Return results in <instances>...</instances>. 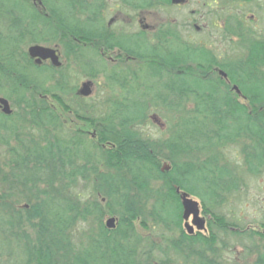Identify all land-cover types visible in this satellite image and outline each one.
Segmentation results:
<instances>
[{
  "label": "trees",
  "instance_id": "trees-1",
  "mask_svg": "<svg viewBox=\"0 0 264 264\" xmlns=\"http://www.w3.org/2000/svg\"><path fill=\"white\" fill-rule=\"evenodd\" d=\"M121 1L134 2L135 10L170 5ZM101 2L0 0V95L11 107L0 111V264H220L216 232L183 229L176 188L200 200L208 225L262 239L254 264H264V222L259 231L245 229L215 213L245 186L244 175L264 171L261 43H251L246 59L222 66L242 102L209 76V54L181 41L174 23L159 24L149 37L143 30L115 35L105 27ZM31 44L56 48L89 77L103 67L101 52L114 47L143 67L108 72L106 84L121 92L97 109L76 92L66 63H36L27 54ZM67 95L78 100L75 107ZM151 111L162 113L164 138L139 129ZM70 112L95 137L72 127ZM231 146L240 162L225 154ZM105 216L114 217L113 228ZM78 223L87 230L75 241ZM149 224L162 229L157 239L138 231Z\"/></svg>",
  "mask_w": 264,
  "mask_h": 264
},
{
  "label": "rangeland",
  "instance_id": "rangeland-1",
  "mask_svg": "<svg viewBox=\"0 0 264 264\" xmlns=\"http://www.w3.org/2000/svg\"><path fill=\"white\" fill-rule=\"evenodd\" d=\"M109 9L105 14V21L111 20L115 26L121 25L128 32H135L138 30H144L151 35V32L155 30L159 24L166 22H174L180 26L184 35H187L192 40L205 44L206 46L217 48L218 51L223 52V54L228 58L225 60H234L240 56V52L237 49L231 47V42L226 44L225 40H216L217 32L215 27V22L220 23L218 16L224 20L223 17H230L232 22L241 20L245 21L248 19L247 14L251 11L256 12L255 18L250 22V25L259 33L261 37H264V11H260L257 8L259 3L258 0H252L251 3H244L237 0H218L217 3H213V0H186L181 6H171V5H157L147 10H131L123 6H115V1L108 0ZM215 10V12H214ZM217 12V15L215 14ZM196 24L199 29H195L193 26ZM114 50L109 54L110 58H114ZM107 56V55H106ZM59 59L63 63H66L69 70L74 72L71 84L76 86V92L78 93L81 83L85 81H90L91 93L88 96H82L83 101L86 105L90 104L92 106L100 109L101 104L114 97V95L105 83L103 76L98 74L97 70L99 66H94L96 71V77H89L84 72H82L74 63L72 58L64 59L59 53ZM109 60V58H107ZM135 59H130L125 62L124 58H121V63L127 66L135 67ZM108 63V61H107ZM67 68V69H68ZM79 94V93H78ZM1 96V95H0ZM66 101L70 102L72 107L77 104V99L73 98L71 95L66 96ZM66 118L70 119L72 127H79L82 130H90L89 124L82 121H78L73 114L66 113ZM141 133L151 138L152 140H157L159 138H164L167 133V125L165 120L162 118V113L157 111H151L149 119L143 125L139 127ZM225 154L232 160L240 162L241 155L237 146L228 147L225 150ZM4 152L0 150V159H3ZM245 177V186H243L240 191L234 194L233 198L216 209V214H222V216L228 220H236L239 226L245 229L251 228L253 230L259 231L261 229L260 222H264V171L260 175ZM90 189L83 191V197H88ZM194 199L200 201L197 197L192 196ZM200 216L205 219V229L201 230L200 233L207 234L209 230H213L217 233V254L216 259L220 264H254L256 258V248L259 249L263 245V240L257 235L247 237L234 236L229 233H224L222 230L218 229L214 221L211 225H208L210 214H205L200 211ZM108 218L105 216V219ZM183 227V224H182ZM138 231L144 237L156 238L160 231V227L149 224L148 229H142L137 227ZM184 229V228H183ZM87 225L85 223H78L75 227V232L72 234V239L77 241L80 236H83V232H86ZM169 234V233H167ZM176 234H173L175 236ZM84 240V239H82ZM172 256V255H171ZM172 257H176L173 255ZM190 259V258H189ZM180 264V263H177ZM183 264V263H182ZM191 264V262L185 263Z\"/></svg>",
  "mask_w": 264,
  "mask_h": 264
},
{
  "label": "flooded vegetation",
  "instance_id": "flooded-vegetation-1",
  "mask_svg": "<svg viewBox=\"0 0 264 264\" xmlns=\"http://www.w3.org/2000/svg\"><path fill=\"white\" fill-rule=\"evenodd\" d=\"M115 1V6H123L126 7L127 9H131V10H135L132 5L134 4V2H122L121 0H113ZM170 1V0H169ZM218 0H213V3H217ZM237 1H242V2H246V3H251L252 0H237ZM254 1V0H253ZM259 3L257 5V8L260 11H264V0H258ZM171 6H181L182 4H172L170 2ZM109 3L108 0H102L101 2V6H100V14L103 18V21L105 23V27L109 30V31H113L115 35H120V33H122L125 37L129 36L131 34V32H128L124 27H122L121 25H114L113 23H111V20H107L105 21V14L106 11L109 9ZM215 12V10H214ZM255 13L254 11H251L249 14H247L246 16H248V19H246L245 21H241V20H237L232 22V20L230 19V17L226 16L223 17L224 20H222V18H220V16H218V20H220V23H216L215 22V27H216V32H217V37L216 40H225L224 42L226 44H229V42H231V47L237 49L238 52H240V56L237 57V59L234 60H225L227 57L223 54V52L218 51L217 48H214L212 46L208 47L205 44L196 42L194 40H192L190 37H188L187 35H184L180 26L177 25L176 23L172 22L175 24L176 26V35L177 37L181 40V41H191L192 43H194V46H200L203 49H205V51L209 54L210 56V74L209 76L212 78H216L218 77V79H221L223 81V83H225L226 85H228L230 87V90L238 97V99L242 102H245V99L242 97V95H240V91L235 88H233L234 86H236L235 84H232L229 76L226 72V70L222 67V66H228L230 63L238 60L239 58H243L246 59L249 55V48L252 42L254 41H259L261 43L260 48L263 49L264 47V37H261L260 35H258L259 33L254 29V27H252L250 25V22L254 20L255 18ZM264 13V12H263ZM217 15V12L215 13ZM196 30L199 29V27L194 24L193 26ZM142 30V29H141ZM144 31V30H143ZM145 32V31H144ZM146 34H148V32H145ZM150 34H148L149 37ZM116 51L114 53V58L111 59L109 56V54H111L113 51ZM102 54V63H103V67H99L98 69V74L103 76V79L106 80V74H108V72L114 71L116 69H126V70H130V71H137V72H141V69L143 67V63L142 60H134L138 61L135 63V67H131V66H127L125 64L121 63V58L125 59V62H127V60L130 59H134V58H129L126 57L124 55L121 54V52L119 50H117L115 47L109 51L106 52H101ZM107 55V56H106ZM109 58V60L107 59ZM228 59V58H227ZM48 62V60H45ZM108 61V63H107ZM208 77V75H207ZM106 83V81H105ZM108 85V83H107ZM237 87V86H236ZM109 90L114 94V95H118L121 90L115 86V87H110L108 85ZM85 133L88 136H91L92 138L95 137V130L94 129H90L85 131ZM200 211H202V207L200 206ZM199 211V213H200ZM204 218V217H203ZM205 219H204V226L205 224ZM205 229V227H204ZM196 232H200L198 230H196L194 233Z\"/></svg>",
  "mask_w": 264,
  "mask_h": 264
},
{
  "label": "water",
  "instance_id": "water-1",
  "mask_svg": "<svg viewBox=\"0 0 264 264\" xmlns=\"http://www.w3.org/2000/svg\"><path fill=\"white\" fill-rule=\"evenodd\" d=\"M186 0H170L172 4H182ZM27 54L30 58L34 59L36 63L48 60L54 67H59L61 61L59 59V53L56 48L46 46L42 44H31L27 47ZM91 82L85 81L81 83V87L78 90L79 95L88 96L91 93ZM233 88L237 89L236 86ZM0 111L4 114L11 112L9 101L0 96ZM161 170H168L166 163L162 164ZM179 194L180 203L182 207L181 218L183 221V228L188 234H192L195 230L201 231L204 229V219L199 215V202L192 198L186 191H181L179 188L175 189ZM105 226L107 228H113L115 226L114 217H108L105 220Z\"/></svg>",
  "mask_w": 264,
  "mask_h": 264
},
{
  "label": "bare ground",
  "instance_id": "bare-ground-1",
  "mask_svg": "<svg viewBox=\"0 0 264 264\" xmlns=\"http://www.w3.org/2000/svg\"><path fill=\"white\" fill-rule=\"evenodd\" d=\"M164 164V163H163ZM168 165V164H167ZM168 169H169V165H168Z\"/></svg>",
  "mask_w": 264,
  "mask_h": 264
}]
</instances>
